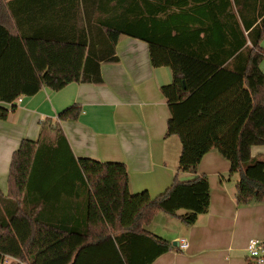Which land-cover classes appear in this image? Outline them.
<instances>
[{"label":"trees","instance_id":"1","mask_svg":"<svg viewBox=\"0 0 264 264\" xmlns=\"http://www.w3.org/2000/svg\"><path fill=\"white\" fill-rule=\"evenodd\" d=\"M122 36L148 43L152 65L173 72L161 92L167 136L182 145L179 172L217 150L239 177L238 204L264 203V157L251 153L264 146V0H0V120L6 104L14 111L45 87L102 84ZM81 111L45 119L14 152L0 191V264H153L176 249L146 230L160 213L193 226L209 211L204 175L177 174L152 198L131 193L125 164L77 159L60 122Z\"/></svg>","mask_w":264,"mask_h":264},{"label":"crops","instance_id":"2","mask_svg":"<svg viewBox=\"0 0 264 264\" xmlns=\"http://www.w3.org/2000/svg\"><path fill=\"white\" fill-rule=\"evenodd\" d=\"M116 53L118 62L102 64L100 85L72 83L58 92L45 87L35 96L22 97L14 111L5 105L10 113L0 120V191L7 196L12 156L22 141L37 140L45 119L57 121L67 108L80 105L77 121L60 122L75 157L125 164L132 194L158 197L177 174L180 181L202 175L209 180L210 209L195 225L160 213L146 227L176 247L153 264H254L247 247L252 239L264 241V203L238 204L239 177L230 174V162L217 150L206 154L195 172H179L182 145L177 136H167L170 114L161 92L173 83L172 70L154 67L149 44L139 39L122 36ZM260 68L264 73V61ZM251 153L264 157V146L252 147ZM182 241L188 243L185 250L179 246Z\"/></svg>","mask_w":264,"mask_h":264},{"label":"built area","instance_id":"3","mask_svg":"<svg viewBox=\"0 0 264 264\" xmlns=\"http://www.w3.org/2000/svg\"><path fill=\"white\" fill-rule=\"evenodd\" d=\"M21 102L22 98H19L17 101H15L14 104L17 106L18 103ZM9 106H12V104H10ZM179 246L181 249L185 250L188 247V243L186 241H182ZM247 252L248 258L251 262H253L254 264H264V241L252 239L247 247ZM8 259L9 258H6V261H8Z\"/></svg>","mask_w":264,"mask_h":264},{"label":"rangeland","instance_id":"4","mask_svg":"<svg viewBox=\"0 0 264 264\" xmlns=\"http://www.w3.org/2000/svg\"><path fill=\"white\" fill-rule=\"evenodd\" d=\"M164 214V213H163ZM9 262H13V261H9ZM9 264V263H8Z\"/></svg>","mask_w":264,"mask_h":264}]
</instances>
